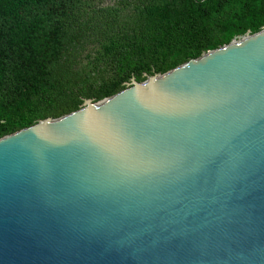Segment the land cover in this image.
<instances>
[{"label":"water","instance_id":"1","mask_svg":"<svg viewBox=\"0 0 264 264\" xmlns=\"http://www.w3.org/2000/svg\"><path fill=\"white\" fill-rule=\"evenodd\" d=\"M0 264H264V28L1 137Z\"/></svg>","mask_w":264,"mask_h":264},{"label":"trees","instance_id":"2","mask_svg":"<svg viewBox=\"0 0 264 264\" xmlns=\"http://www.w3.org/2000/svg\"><path fill=\"white\" fill-rule=\"evenodd\" d=\"M264 28V0H0V138Z\"/></svg>","mask_w":264,"mask_h":264},{"label":"rangeland","instance_id":"3","mask_svg":"<svg viewBox=\"0 0 264 264\" xmlns=\"http://www.w3.org/2000/svg\"><path fill=\"white\" fill-rule=\"evenodd\" d=\"M101 5H111L113 0H96Z\"/></svg>","mask_w":264,"mask_h":264}]
</instances>
